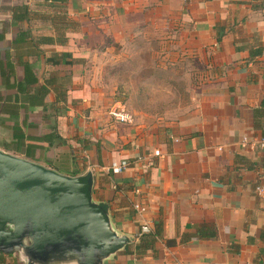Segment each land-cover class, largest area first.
Returning <instances> with one entry per match:
<instances>
[{
	"label": "crops",
	"instance_id": "obj_1",
	"mask_svg": "<svg viewBox=\"0 0 264 264\" xmlns=\"http://www.w3.org/2000/svg\"><path fill=\"white\" fill-rule=\"evenodd\" d=\"M60 11L65 19L53 22ZM244 45L264 49V0H3L0 149L69 176L91 170L93 199L108 203L117 232L134 243L140 226L161 216L164 238L177 241L141 254L127 245L105 264H264V199L254 191L264 162L251 144L260 136L252 112L264 98V50L249 59ZM144 54L175 80L182 60L197 61L191 76L205 80L190 76L188 98L163 97L159 114L143 109L118 123L102 102L106 62L135 66ZM64 84L58 114L49 105ZM53 129L59 136L47 142ZM122 160L121 173L102 169ZM205 225L216 227L215 239L192 236Z\"/></svg>",
	"mask_w": 264,
	"mask_h": 264
},
{
	"label": "water",
	"instance_id": "obj_2",
	"mask_svg": "<svg viewBox=\"0 0 264 264\" xmlns=\"http://www.w3.org/2000/svg\"><path fill=\"white\" fill-rule=\"evenodd\" d=\"M91 170L69 176L0 149V255L20 264H105L133 241L92 196Z\"/></svg>",
	"mask_w": 264,
	"mask_h": 264
},
{
	"label": "rangeland",
	"instance_id": "obj_3",
	"mask_svg": "<svg viewBox=\"0 0 264 264\" xmlns=\"http://www.w3.org/2000/svg\"><path fill=\"white\" fill-rule=\"evenodd\" d=\"M182 61L180 65V68L182 67V71H180L181 77H176V80L172 76L164 77L157 70L160 63H158L157 58L153 59L151 54H144L143 60H139V62L134 64L135 66L129 61H117V63L112 65L110 61H107V75H103L102 78L103 85L106 87L104 88V93L101 94L103 97L102 102L106 101L103 104V106L107 105L106 111H109L115 104H121L133 115L135 120L134 113L143 109L151 114H159V102L162 101L163 97H169L171 103H178V97L180 100L188 98V94L184 93L186 84L189 82L191 74L193 75L196 71L199 74L202 66L197 61H192L188 58ZM174 64L177 65L176 63ZM139 70L141 71L139 72ZM133 71L137 72L138 75L135 77L129 76ZM191 77L194 82L202 83L205 80L204 77L201 80L193 78L195 76ZM162 84L173 87L181 93L176 92L174 94L169 92L165 94L158 88ZM163 112L165 111L162 109L160 114ZM84 159L88 161L87 164H90L87 158ZM4 257V261L7 264L14 258L19 263L16 254Z\"/></svg>",
	"mask_w": 264,
	"mask_h": 264
},
{
	"label": "trees",
	"instance_id": "obj_4",
	"mask_svg": "<svg viewBox=\"0 0 264 264\" xmlns=\"http://www.w3.org/2000/svg\"><path fill=\"white\" fill-rule=\"evenodd\" d=\"M51 2H65L66 0H50ZM22 8L26 9V6H21ZM54 17H53V22L55 23H59L61 22L62 19H65V13L64 11H60L58 12H54L53 13ZM62 42L64 43L65 40L63 39ZM236 46V45H235ZM243 47L248 48L249 51V59H252L255 55H260L263 52V48L258 46H252V47H247V45H244ZM238 49V47H236ZM241 48V47H240ZM58 55H60V57H68L70 58L68 61H66V64H73V58L71 57L70 54L67 53H58ZM56 56V54H55ZM65 78H64V83H65ZM66 87L65 84L63 85V88L61 90V92H59V95L57 96L58 99L55 102H52L49 105L50 109L55 110L56 113L58 114H64L65 112V102H66ZM252 124H253V129L255 131H260V134L263 135L264 134V98L260 104L259 107L254 108L253 112H252ZM54 131V129H53ZM52 136H59L56 131L51 132L47 135H44L43 138L48 142L49 140H51ZM98 149H97V157H98ZM100 161V159H98ZM235 161H239V163H244L246 166L249 165V161L242 157V156H235ZM163 230H164V225H163V219L161 216H158L152 225V228L150 229L149 232L147 233H140V231H138V234L135 236L136 237V241L134 243H131L130 245H128L125 248V252L126 253H137V254H141L144 253L146 251H150V252H155L156 250V243L157 241L161 240L164 242V245L166 247H173L175 245H177V241L175 239H165L163 236ZM193 237L197 238V239H210L213 240L217 237V230L216 227L210 226V225H205V226H201L199 228L196 229V232L192 235ZM260 237L264 239V230L261 231L260 233ZM184 239L179 240V242H182ZM6 255H0V264H7L5 263L4 259ZM12 256V255H9ZM8 264H19L17 262V259H11V262Z\"/></svg>",
	"mask_w": 264,
	"mask_h": 264
},
{
	"label": "built area",
	"instance_id": "obj_5",
	"mask_svg": "<svg viewBox=\"0 0 264 264\" xmlns=\"http://www.w3.org/2000/svg\"><path fill=\"white\" fill-rule=\"evenodd\" d=\"M3 0H0V4ZM109 116L118 123L123 124H130L133 122V115L125 109L124 106L121 104H115L110 110H109ZM252 147L257 150L260 153V156L264 162V134L254 139L252 141ZM157 154V152H155ZM128 166L127 161L122 160L119 162H111L106 167H103L102 169L106 172H110L113 174H118L124 171ZM254 191L257 196L264 199V180L259 181L256 186L254 187ZM135 192L138 194V190H135ZM132 208L134 212L137 215H143L146 211V206L141 201H135L132 204ZM150 231V227L147 223H144L140 226V233H147Z\"/></svg>",
	"mask_w": 264,
	"mask_h": 264
}]
</instances>
